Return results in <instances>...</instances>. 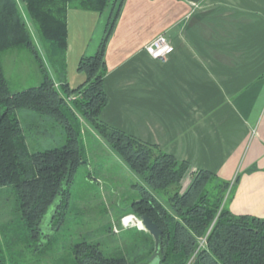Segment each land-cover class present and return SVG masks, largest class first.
I'll return each instance as SVG.
<instances>
[{
    "label": "trees",
    "instance_id": "obj_1",
    "mask_svg": "<svg viewBox=\"0 0 264 264\" xmlns=\"http://www.w3.org/2000/svg\"><path fill=\"white\" fill-rule=\"evenodd\" d=\"M123 1L22 0L58 82L56 85L15 0H0V188H12L20 223L18 229L12 230L11 224L0 227L7 237L6 243L26 242L31 253L37 251L43 237L41 221L58 196L61 199L53 220L58 223L64 220L70 197L68 187L77 169L86 163L81 118L140 178L142 184L132 185L136 192L118 218L146 215L158 226L162 231L158 264H264V218L235 215L227 206L238 178L230 186V182L217 175L198 170L189 187L182 191L181 183L189 170L185 161L99 119L107 104L104 89L106 46L121 14ZM69 9L99 14L109 9L96 52L91 56L83 55L78 62L77 71L84 73L86 79L74 89L69 88L66 80ZM16 48L32 55L41 79L35 87L11 92L1 54ZM67 97L73 99L68 102ZM19 110L36 114L32 115L31 126H41L39 124L46 120H52L54 126L64 132L63 144L31 152V126H23ZM110 228L108 226L107 231ZM126 231V235L119 237L124 246L119 245L117 251L109 254L101 249L99 241L82 240L73 244L66 263L146 264L153 260V238L144 230ZM0 264L16 263L6 259L0 248Z\"/></svg>",
    "mask_w": 264,
    "mask_h": 264
},
{
    "label": "crops",
    "instance_id": "obj_2",
    "mask_svg": "<svg viewBox=\"0 0 264 264\" xmlns=\"http://www.w3.org/2000/svg\"><path fill=\"white\" fill-rule=\"evenodd\" d=\"M104 17L67 11L70 89L86 79L77 65L97 50ZM158 36L173 46L165 61L143 49ZM105 64L103 123L185 161L182 191L198 170L238 178L228 209L264 218V0H124Z\"/></svg>",
    "mask_w": 264,
    "mask_h": 264
},
{
    "label": "rangeland",
    "instance_id": "obj_3",
    "mask_svg": "<svg viewBox=\"0 0 264 264\" xmlns=\"http://www.w3.org/2000/svg\"><path fill=\"white\" fill-rule=\"evenodd\" d=\"M15 2L33 42L40 53L45 55L24 3L22 0ZM108 12L109 9L104 12L105 17L98 36L95 37L98 44L103 35ZM95 52L93 51L91 55ZM1 61L11 92H19L39 84L41 79L39 67L27 50L16 48L5 51L1 54ZM68 98L73 97H67V101ZM34 114L28 110L18 111L23 126H31L30 120ZM50 121L46 120L44 124H39L41 126H31L33 134V139L29 142L31 152L63 144V130ZM84 125L86 127L83 128L85 133L82 135V141L86 152V163L77 169L68 187L70 197L64 220L61 223L53 220L56 205L61 199L58 196L41 221L42 244L32 253L26 242L6 243L7 237L0 231V248L6 259L16 264H68L66 262L70 248L77 242L99 241L101 249L109 254L117 251L119 245L124 246V242L119 238L120 234L126 235L128 229L140 230L137 226L126 227L122 224L123 218L135 215L118 218L127 201L133 198L136 192L132 185L137 182L131 176L135 174L130 172L122 159L97 132H94L92 127L87 123ZM42 132H45L44 136ZM136 178L141 181L138 176ZM233 182L234 180L230 182V186ZM135 217L140 220L138 216ZM18 223L15 194L12 188H0V227L11 224L12 230L18 229L20 227ZM108 226H111L109 231H107ZM5 234L10 235L9 232ZM57 261L59 263H56Z\"/></svg>",
    "mask_w": 264,
    "mask_h": 264
},
{
    "label": "built area",
    "instance_id": "obj_4",
    "mask_svg": "<svg viewBox=\"0 0 264 264\" xmlns=\"http://www.w3.org/2000/svg\"><path fill=\"white\" fill-rule=\"evenodd\" d=\"M143 49L147 55L159 61H165L166 58L173 52V46L163 36L156 37L155 39L147 43ZM72 99L73 98H68V101ZM128 217H125L121 220L122 224L124 220L127 219ZM126 227H130V226H126Z\"/></svg>",
    "mask_w": 264,
    "mask_h": 264
},
{
    "label": "water",
    "instance_id": "obj_5",
    "mask_svg": "<svg viewBox=\"0 0 264 264\" xmlns=\"http://www.w3.org/2000/svg\"><path fill=\"white\" fill-rule=\"evenodd\" d=\"M141 224H142V229L146 231L154 241V259L151 262H148L146 264H158L159 262V243H160V236L162 234V231L158 228V226L153 223L146 215H142L139 217Z\"/></svg>",
    "mask_w": 264,
    "mask_h": 264
},
{
    "label": "bare ground",
    "instance_id": "obj_6",
    "mask_svg": "<svg viewBox=\"0 0 264 264\" xmlns=\"http://www.w3.org/2000/svg\"><path fill=\"white\" fill-rule=\"evenodd\" d=\"M131 217H133V216H130V217H128L127 219H125V220H129V218H131ZM124 220V221H125ZM141 222V221H140ZM126 226H132L131 224H128V225H126ZM141 227H142V224H141ZM140 229H142V228H140Z\"/></svg>",
    "mask_w": 264,
    "mask_h": 264
}]
</instances>
